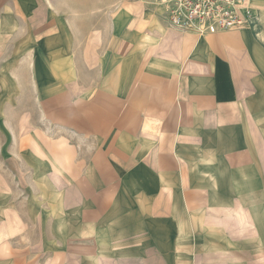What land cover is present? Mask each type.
<instances>
[{"label": "crops", "instance_id": "0c3cea01", "mask_svg": "<svg viewBox=\"0 0 264 264\" xmlns=\"http://www.w3.org/2000/svg\"><path fill=\"white\" fill-rule=\"evenodd\" d=\"M250 3L248 26L200 37L145 0H0V68L43 125L11 140L25 174L0 146V264H264V0Z\"/></svg>", "mask_w": 264, "mask_h": 264}, {"label": "rangeland", "instance_id": "374dc122", "mask_svg": "<svg viewBox=\"0 0 264 264\" xmlns=\"http://www.w3.org/2000/svg\"><path fill=\"white\" fill-rule=\"evenodd\" d=\"M2 71V72H1ZM20 75L25 77L20 71ZM23 126V128H22ZM19 128V130L17 129ZM43 128L39 115L35 108V103L30 95L26 84L17 83L13 81L7 72V68L3 66L0 68V146L2 147V155L4 161V170L8 173H23L26 171L22 169V164L24 161L23 151L20 153L18 161L12 159L11 150L12 142L14 137L24 138V137H34L36 139L40 138L38 132ZM39 130V131H37ZM51 137H55L53 134ZM24 150V149H23ZM34 154L27 157L26 169L34 173V182L42 184V178H40L41 171L44 169L46 171L47 166L39 163ZM54 171L50 170V174L53 176ZM17 175H15V180ZM9 181V180H8ZM25 181V180H24ZM23 180L19 179L21 184L18 187L17 194L23 196L26 193H30V187L26 190V184ZM28 184V180L26 179ZM46 187V184L44 185ZM42 187V186H41ZM5 201V200H4ZM10 201V200H9ZM6 202V201H5Z\"/></svg>", "mask_w": 264, "mask_h": 264}, {"label": "built area", "instance_id": "2783aa9c", "mask_svg": "<svg viewBox=\"0 0 264 264\" xmlns=\"http://www.w3.org/2000/svg\"><path fill=\"white\" fill-rule=\"evenodd\" d=\"M173 29L204 37L243 29L254 18L250 0H145Z\"/></svg>", "mask_w": 264, "mask_h": 264}]
</instances>
